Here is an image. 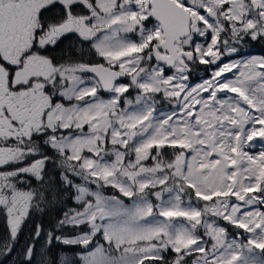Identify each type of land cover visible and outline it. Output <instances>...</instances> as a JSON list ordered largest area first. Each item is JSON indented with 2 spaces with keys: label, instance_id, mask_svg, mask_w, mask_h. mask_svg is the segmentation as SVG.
<instances>
[{
  "label": "snow or ice",
  "instance_id": "obj_1",
  "mask_svg": "<svg viewBox=\"0 0 264 264\" xmlns=\"http://www.w3.org/2000/svg\"><path fill=\"white\" fill-rule=\"evenodd\" d=\"M245 40L264 0H0V257L71 201L13 264H264V55Z\"/></svg>",
  "mask_w": 264,
  "mask_h": 264
},
{
  "label": "rangeland",
  "instance_id": "obj_2",
  "mask_svg": "<svg viewBox=\"0 0 264 264\" xmlns=\"http://www.w3.org/2000/svg\"><path fill=\"white\" fill-rule=\"evenodd\" d=\"M208 39L210 40V36L208 37ZM76 47H79V44L76 43ZM84 48L87 51V46L85 45ZM241 53L245 56H251V55H264V41H251V40H245L241 45H238ZM238 59L237 56L232 55V56H225L222 60V63H226L229 62L230 60H235ZM201 78L206 79L207 78V72L205 70V68L203 70H201L199 67H194L191 77H190V82L195 84L197 82L200 81ZM123 82H127L126 80ZM134 92H130L129 96H134ZM102 96H104L105 94L101 93ZM115 190L114 189H110V190H105V194L107 195H111ZM125 202L128 203L129 201L127 200V198H125ZM67 210V208H66ZM65 210V211H66ZM45 233L47 232V230H44ZM229 231H234L230 226H229ZM8 234V229H7V225H6V220L5 217L3 216V214H0V239H3L7 236ZM30 242V240L28 241ZM27 242V243H28ZM45 242V236L41 235L40 239L38 241H36V250L37 253H39L41 246L44 244ZM26 243L21 242L20 240V236L18 237V240L16 242V246H15V251L12 253V255L8 256V257H0V264H13L14 259L17 257V253L25 246ZM63 247L61 246L60 248H57L54 252H59ZM78 250V249H76ZM174 258V255H170L169 253H165V259L168 261H171Z\"/></svg>",
  "mask_w": 264,
  "mask_h": 264
},
{
  "label": "trees",
  "instance_id": "obj_3",
  "mask_svg": "<svg viewBox=\"0 0 264 264\" xmlns=\"http://www.w3.org/2000/svg\"><path fill=\"white\" fill-rule=\"evenodd\" d=\"M65 46L66 43H65ZM64 46V47H65ZM51 165H49V169H51ZM111 188H106L105 190H110ZM71 201H66L64 203H57V204H49L47 206H42L43 211L40 210H33L31 215L28 217L26 223L23 226L22 231L20 232V240L23 243H27L29 241V238L31 237L32 233L35 230V226L39 223L42 224L44 227V230H49L50 228H54L55 223L57 220H59L63 214V212L68 207H72ZM59 234V233H57ZM61 246L56 245L55 242H53L51 251L54 252L57 248H60ZM63 247V246H62ZM170 255H174L171 252H168Z\"/></svg>",
  "mask_w": 264,
  "mask_h": 264
},
{
  "label": "flooded vegetation",
  "instance_id": "obj_4",
  "mask_svg": "<svg viewBox=\"0 0 264 264\" xmlns=\"http://www.w3.org/2000/svg\"><path fill=\"white\" fill-rule=\"evenodd\" d=\"M65 43H66V45H74L75 47H76V41H75V38L74 37H68L67 39H65V40H63L62 42H61V44L58 46V49H57V51H56V53H54V54H59V49L60 48H64V46H65ZM77 48V47H76ZM79 48V47H78ZM84 48H86V47H84ZM85 50V49H84ZM85 52H86V50H85ZM201 70H203L204 68H205V66L204 65H200V66H198Z\"/></svg>",
  "mask_w": 264,
  "mask_h": 264
},
{
  "label": "water",
  "instance_id": "obj_5",
  "mask_svg": "<svg viewBox=\"0 0 264 264\" xmlns=\"http://www.w3.org/2000/svg\"><path fill=\"white\" fill-rule=\"evenodd\" d=\"M104 94V93H103Z\"/></svg>",
  "mask_w": 264,
  "mask_h": 264
}]
</instances>
